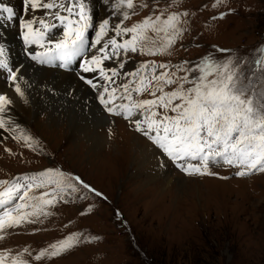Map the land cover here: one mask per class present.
Returning <instances> with one entry per match:
<instances>
[{"label":"rangeland","instance_id":"rangeland-1","mask_svg":"<svg viewBox=\"0 0 264 264\" xmlns=\"http://www.w3.org/2000/svg\"><path fill=\"white\" fill-rule=\"evenodd\" d=\"M140 2L149 7H137L127 26L168 8L170 12H189L185 18L188 31L171 56L129 54L127 64L131 66L135 62V65L125 68V73L147 61L176 64L187 60L195 64L212 52L220 60L229 54L239 58L244 62L242 71L260 76L259 70L252 68V62L264 47V0H227L216 9L211 7L215 0H181L178 7L171 0H136L137 5ZM224 13L228 14L219 19ZM16 14L20 15L18 11ZM111 15L100 18L97 15V20ZM41 16L45 18L44 13ZM57 27L50 37L54 42L63 34ZM18 29L16 25L15 35ZM91 31L87 33L89 41L94 36ZM4 36H0V44L6 47L8 37ZM217 49L229 52L221 53ZM105 64L108 66V61ZM79 74L85 76L82 71ZM258 83L264 84V81ZM94 95H97L95 91ZM140 98L150 97L145 94ZM96 105L106 118L89 128L102 137L96 149L90 138L78 133V142H72L75 133H71L72 125L67 122L63 138L60 125L54 131H45L31 121L18 124L40 142L42 152L29 150L0 130L3 141L0 143V180L60 169L79 176L102 193V197L82 193L88 199L74 202L69 198V202L51 209L52 215L42 222L9 229L0 240V252L22 255L29 264H264V173L238 178L235 168L213 167L212 171L228 179L187 176L145 136L135 132L128 121L108 115L97 101ZM37 119L43 124L46 122L41 114ZM126 133L137 136L147 144L148 150L155 152L153 166L144 163L141 169L137 164L133 169V163L127 162V158L109 160L123 148L130 149ZM126 143L128 148L122 147ZM5 148L11 150V155ZM95 150H103L109 157H91ZM89 207L93 209L91 213L87 211ZM73 233L96 239L61 257L35 261L39 251Z\"/></svg>","mask_w":264,"mask_h":264},{"label":"snow or ice","instance_id":"snow-or-ice-1","mask_svg":"<svg viewBox=\"0 0 264 264\" xmlns=\"http://www.w3.org/2000/svg\"><path fill=\"white\" fill-rule=\"evenodd\" d=\"M180 2L171 0L177 7ZM22 3L28 17L19 21L24 44L43 49L29 52V58L39 65L66 69L77 57L92 51L89 58L83 59L81 70L96 76L81 75L79 79L97 93L98 103L108 115L128 121L135 132L145 136L185 175L228 179L212 171L213 167L235 168L238 178L264 173V90H259L264 84L258 83L264 81V48L252 62V68L259 70V77L255 72L242 71L244 62L239 58L229 54L220 60L212 52L195 64L187 60L176 64L147 61L125 73L129 54L173 55L175 46L188 31L185 18L189 12L163 8L159 14L153 13L127 26L136 8H147V3L137 5L136 0H96L95 3L22 0ZM226 3L227 0H215L211 7L216 9ZM99 4L111 9L112 15L94 23ZM41 11L45 18L36 15ZM227 14L218 18L224 19ZM14 19L13 8L0 0V20ZM58 25L63 34L53 43L48 34ZM90 30L94 31L91 41L87 36ZM106 61H112L114 66H106ZM0 70L6 71V79L15 94L26 100L20 69L10 66L8 50L3 46H0ZM145 94L150 98L141 99ZM12 104L9 96L0 94V130L29 150L42 152L40 142L8 117ZM5 152L11 155L10 149L5 148ZM82 193L102 197V193L79 176L60 169L0 180V240L9 229L42 222L52 215L51 209L69 202V198H73L72 202L87 200L88 195ZM92 210L87 209L88 213ZM95 239L73 233L39 251L34 259L58 258ZM28 251L24 249L25 253ZM0 264L29 262L22 255L5 251L0 252Z\"/></svg>","mask_w":264,"mask_h":264},{"label":"bare ground","instance_id":"bare-ground-1","mask_svg":"<svg viewBox=\"0 0 264 264\" xmlns=\"http://www.w3.org/2000/svg\"><path fill=\"white\" fill-rule=\"evenodd\" d=\"M91 2L95 3L96 0H91ZM2 3L12 7L15 14L17 11L20 14H16V19L12 21L0 20V25H3L0 27V36L6 35L8 37L7 46L5 48L8 50L9 61H12L10 66L19 67L20 76L22 77V88L24 89L26 95V100L20 99L15 94L14 89L8 86L9 83L5 81V77H7L6 71L0 70V93L6 94L13 100V104L8 112V117L13 119V121L17 124H24L27 123V121H31L38 124L37 126L43 128L42 130L45 129V131H54L55 127L60 125V134L62 138L63 136H66L64 130L65 123L67 122L69 125H72L71 133H75V136L72 137V142H78L77 135L79 134L84 138H90L96 149V147H98L97 145H100L102 137L100 138L99 134L93 132L89 128L97 124L99 125V123L101 121H105L106 118L102 117L103 113L96 105V101L98 103V99L96 97L97 95H94V90H92L90 86L87 87L85 84L79 82L70 73H63L57 70L45 69L42 67L38 68L28 58H26L24 56V50L26 52L34 53L36 51H42L43 49H39L36 46L26 47L25 44H20L18 41V34L15 35V32H13L16 25L20 27L19 21L21 19L28 18L21 10V0H2ZM42 13L43 11L37 12L36 15L41 16ZM110 14H112L110 9L106 10V6L99 4L95 11L96 18H94V23L98 22L97 15H99L100 18ZM91 32L94 34L93 30ZM87 52L89 53L87 56L89 58L92 55V51ZM108 64V66H113L112 61H108ZM133 64L135 65V62H131V66L126 63L127 66L125 68L131 69ZM80 71H82L81 68ZM83 74L86 78H93L96 76V73ZM23 81H27V83H23ZM40 114L45 118L46 122L44 124L39 122L37 119V116ZM61 120H64V122ZM126 134V137L129 139L130 149L126 146L129 143L123 144L122 147L125 146L128 149L126 150L123 148L117 155L114 154L113 158H110L109 160H122L127 158V162L129 161L133 163V169H135L134 167L137 164H139V167L141 164L144 165V163L153 166L152 163H155V152L150 149L148 150L149 147L147 144L142 142L143 140L141 141L138 139L137 136L128 133ZM80 145L83 146L81 143ZM97 151L99 150H95L91 154V157H95L96 159L109 157L106 155L107 153L105 155L103 154V150L102 152ZM129 151L131 153H129ZM124 162L125 161H123V163ZM118 163L120 162L118 161ZM140 168L143 169V167ZM157 171L159 170L157 169ZM153 175L156 176L155 173H153ZM166 180L169 182L170 178H166Z\"/></svg>","mask_w":264,"mask_h":264}]
</instances>
